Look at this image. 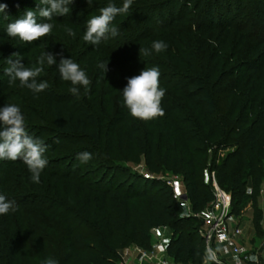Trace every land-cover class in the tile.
<instances>
[{
  "label": "trees",
  "instance_id": "trees-1",
  "mask_svg": "<svg viewBox=\"0 0 264 264\" xmlns=\"http://www.w3.org/2000/svg\"><path fill=\"white\" fill-rule=\"evenodd\" d=\"M36 2L0 0L7 5V18L0 13V80L7 81L0 89V107L16 104L31 135L49 136L45 156L64 146L67 150L48 160L39 184L22 161H8L15 168L5 174L24 184V192L3 188L19 210L0 216V264H43L48 257L58 264H119L121 252L132 246L150 252L157 228L170 232L166 253L173 263L203 264V217L215 199L214 187L204 181L209 161V171L232 196L231 216H240L249 189L256 197L264 182V39L248 52L240 48L244 30L237 22L245 15L244 0H134L113 21L119 34L98 46L83 35L87 20L110 0H91V5L75 0L67 16L38 17L54 25L50 35L31 44L8 37L7 24L26 9L35 11ZM197 33L215 40L210 56L196 47ZM159 40L168 45L166 51L140 56V47ZM45 51L56 54L57 62H45L37 77L49 85L44 92L9 83L4 60L19 53L26 66H39ZM61 55L77 62L92 81L87 90L80 88L79 97L57 70ZM102 63L108 64L107 72L98 67ZM152 67L159 68L160 86L166 89V114L138 120L124 106L122 90L128 78ZM85 151L92 154L87 162L92 168L82 173L74 164ZM220 152L227 156L216 164ZM141 161L150 174L164 171L183 178L191 213L165 181L126 165ZM252 211L257 233L259 211L254 205Z\"/></svg>",
  "mask_w": 264,
  "mask_h": 264
},
{
  "label": "clouds",
  "instance_id": "clouds-1",
  "mask_svg": "<svg viewBox=\"0 0 264 264\" xmlns=\"http://www.w3.org/2000/svg\"><path fill=\"white\" fill-rule=\"evenodd\" d=\"M91 5V0H87ZM37 3V2H36ZM75 0H40L37 9H26L21 18L7 24L6 33L10 38H19L20 41L31 44L41 38L51 34L54 25L49 22H38V17L46 21H51L54 16H67L72 12ZM134 3V0H123L122 7L110 2L106 7L99 9V15H93L87 20V30L83 35V40L91 45L98 46L109 37H116L119 30L113 26V21L118 15L127 13ZM0 13L7 18V5L0 4ZM69 36H75L72 29H67ZM168 45L163 41H153L150 48L140 47V56H149L154 50L157 54L167 50ZM15 57V59L13 58ZM4 60L7 64L5 74L10 78L9 83L19 81L22 87H26L33 93L44 92L48 87L46 81L39 82L37 77L43 72L45 62L49 66L56 64V54L45 51L38 58V65L32 67L22 63L19 53ZM104 71H108V64L102 63L98 66ZM58 72L61 78L70 82L72 87L69 91L72 95L79 97L80 88H89L92 81L86 72L72 58L67 59L61 55L58 65ZM123 104L130 112V115L138 120L149 121L165 116L162 107V100L166 95V89L160 86V70L158 67L146 68L139 75L127 79V84L122 90ZM0 161H22L31 173V180L35 184L40 183L43 170L48 164L45 156L47 145L41 138H36L27 130V122L21 109L14 103H6L0 107ZM77 159L81 163H87L92 159L89 152L77 154ZM15 200L8 199L0 194V216L10 212L18 211ZM220 249H213L206 246L202 257L203 264H218L217 253ZM199 255V253H197ZM43 264H58V262L48 257Z\"/></svg>",
  "mask_w": 264,
  "mask_h": 264
},
{
  "label": "rangeland",
  "instance_id": "rangeland-1",
  "mask_svg": "<svg viewBox=\"0 0 264 264\" xmlns=\"http://www.w3.org/2000/svg\"><path fill=\"white\" fill-rule=\"evenodd\" d=\"M34 1V0H33ZM194 4V2H193ZM236 5H234V12L236 11L235 9ZM191 11H192V7ZM243 11L245 15L243 17L239 16L237 26H240L244 32H241V35H244V46H240L242 48L243 52H248L249 47H253L254 45L257 44V42L260 39H264V0H244L243 3ZM193 13L195 11H192ZM239 15V14H238ZM118 23V22H117ZM246 32V33H245ZM237 35V36H236ZM241 35L235 34L234 36L236 37V44L240 45L241 43ZM197 40H199L196 44L197 48H204L207 51V56H210L212 51H213V41H211V38H204L201 36V34L197 33ZM69 41V40H68ZM248 54V53H247ZM90 62H92V57L88 58ZM84 61H87V57L84 59ZM94 71V69H93ZM6 80H0V89H6ZM70 87H72L70 83ZM7 89L9 87L7 86ZM1 98V97H0ZM41 139H48L49 136H44L42 135L40 137ZM52 139V138H50ZM51 147L56 145V141L53 140L51 142ZM67 150V146H64L61 150L60 148L57 149L55 153H48L46 155L47 160H57V158H61L63 155L62 153H65ZM60 151L62 152L61 155L59 154ZM227 156V152H220L218 155V158L216 160V164H219L221 161L224 160V158ZM76 160V162H75ZM73 160L75 162V169L80 168L82 169V173H86V167L90 166L92 168V164L87 163H81L80 160L77 158ZM71 162V163H73ZM9 165V167H8ZM128 168H130L133 172L140 174L142 171V168L145 167V164L143 161H141L138 164H126ZM212 165V161H209L207 168L204 171V174L206 171H209L210 167ZM15 166L7 160L0 161V194L5 195V196H10L11 194L9 192H6L3 190V188H7L12 190V192L16 193H23L24 189L20 186L13 183L11 179H9L5 172H8L9 169H14ZM160 176H163V178L170 179L172 177V174L170 173H163L160 174ZM102 177L99 176L100 179ZM96 179V180H97ZM217 179V178H216ZM127 180V179H126ZM124 179V181H126ZM204 181H205V175H204ZM206 183V182H205ZM218 183V181H217ZM218 186L221 188L220 184ZM224 190L223 188H221ZM225 191V190H224ZM185 192V191H184ZM244 206L242 208L240 216L233 215L232 219L229 221L230 225L234 227L236 224L240 225L241 230L243 231V236L240 240V245H241V251L250 257H252L253 254H259V257H257V260L263 261V256H264V182L260 188L259 194L254 197L251 196V190L249 189L248 194L245 198ZM253 205L257 210L259 211V232L256 233L254 226H253ZM232 211V207H231ZM170 232L168 231H162L159 234H154V242H163V244H168V241L170 240ZM249 236L251 238L249 239ZM248 237V238H247ZM159 240V241H158ZM31 250H33V247H30ZM220 249V254H221V259L226 262V264H233L234 263V255L232 254V251L227 247V246H220L218 247ZM170 261L172 259L168 258ZM263 262H261L262 264Z\"/></svg>",
  "mask_w": 264,
  "mask_h": 264
},
{
  "label": "built area",
  "instance_id": "built-area-1",
  "mask_svg": "<svg viewBox=\"0 0 264 264\" xmlns=\"http://www.w3.org/2000/svg\"><path fill=\"white\" fill-rule=\"evenodd\" d=\"M150 179H159L166 182L173 193V198L176 201L185 204L189 213H191V203L188 199L187 193L185 191L184 180L180 175H172L170 179L163 178V176H156L150 174L146 167L142 168L140 172ZM205 182L206 184H212L214 187L215 199L210 207L206 210L203 217V227L202 233L204 235L206 246H211L216 249V246H227L234 255L233 264H251L252 260L249 255L241 251L240 240L243 236V231L239 224L232 227L229 221L232 219L231 207H232V196L226 191L222 190L217 183L215 172L206 171L205 172ZM185 191V192H184ZM200 217V215H197ZM168 231L167 228H157L153 230L154 234H159L162 231ZM152 252L143 251V257L146 259L152 258ZM218 264H226L220 258L219 252L217 253ZM159 264H175L173 262L164 260Z\"/></svg>",
  "mask_w": 264,
  "mask_h": 264
},
{
  "label": "crops",
  "instance_id": "crops-1",
  "mask_svg": "<svg viewBox=\"0 0 264 264\" xmlns=\"http://www.w3.org/2000/svg\"><path fill=\"white\" fill-rule=\"evenodd\" d=\"M250 238L251 236H249V239ZM166 247H167V243L163 244V242L159 243L155 241L153 243V249L151 250L153 256L151 259H146L143 257V251H144L143 249L139 248L138 246H132L121 252L122 258L119 264H159L164 260L170 261L167 257ZM218 247L220 246H216V249ZM257 257H259L258 253L253 254L252 257H250L252 260L251 264H261V262H263L262 264H264V256H263V261H261V259L260 261H258ZM220 258H221V254H220Z\"/></svg>",
  "mask_w": 264,
  "mask_h": 264
}]
</instances>
